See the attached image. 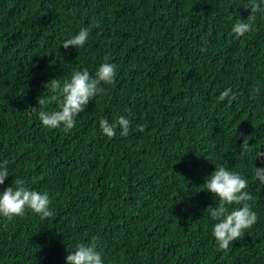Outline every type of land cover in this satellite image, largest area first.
I'll return each mask as SVG.
<instances>
[{"label":"trees","instance_id":"1","mask_svg":"<svg viewBox=\"0 0 264 264\" xmlns=\"http://www.w3.org/2000/svg\"><path fill=\"white\" fill-rule=\"evenodd\" d=\"M247 0H0V191L47 192L54 215L0 217V264H66L96 238L105 264H264V14L237 38ZM97 22L99 27H97ZM81 28L86 43H62ZM206 51H201V48ZM117 66L69 132L42 125L58 110L38 98L74 71ZM45 86V87H44ZM231 88L237 99L219 101ZM258 93H254L255 89ZM32 107L37 108L33 113ZM124 116L129 134L108 138L102 118ZM143 125L144 131L138 126ZM250 151L241 158L244 136ZM248 181L257 222L218 248L205 189L215 166ZM237 207L236 205L229 208Z\"/></svg>","mask_w":264,"mask_h":264},{"label":"clouds","instance_id":"2","mask_svg":"<svg viewBox=\"0 0 264 264\" xmlns=\"http://www.w3.org/2000/svg\"><path fill=\"white\" fill-rule=\"evenodd\" d=\"M245 10L250 9V14L246 19L237 20L231 28L232 33L237 38L253 31V24L256 14H264V0H247L242 5ZM97 27L99 23L97 22ZM89 37V29L81 28L77 34L66 39L62 46L68 49L69 46L76 48L82 47ZM206 51V48H201ZM117 74V66L109 63L107 57L95 72L91 75L85 68L74 71L70 79L61 82L58 78L50 79L45 86L49 89L51 95L48 98H38V105L43 106L50 102L58 105V110L46 111L41 108L38 112V118L42 125L49 129H59L69 132L76 125V117L85 110V106L95 96L103 94L105 89L102 84H112ZM44 86V87H45ZM255 89L254 93H258ZM227 98L231 104L237 99V93L231 88L222 91L218 97L219 101ZM33 113L37 112L36 107H32ZM121 129L120 135L126 137L129 134L130 121L120 116L114 123L108 119L102 118L99 121V127L102 134L108 138L116 135V128ZM139 131H144V126H138ZM251 136L245 135L243 143L240 144V156L243 158L250 151L249 140ZM257 157H264V151H258ZM255 177L260 184L264 185V168H255ZM9 176L7 162H0V185L5 183ZM15 187L8 186L0 191V217L11 220L13 217H23L27 210L39 215L41 220L53 217L54 213L50 208L52 202L47 192H38L26 187V181L23 178L14 179ZM205 189L218 197L216 206H208L206 210L216 223L213 226L212 234L217 242L218 248L227 252L230 244L240 239L245 230L250 229L257 222V215L252 210L248 201L252 200V195L246 191L248 181L239 173L225 168L223 165L215 166V170L206 178ZM236 205L237 207L229 208ZM98 246L94 237L91 243H79L73 249L69 250L66 256V264H105L102 254L97 250Z\"/></svg>","mask_w":264,"mask_h":264}]
</instances>
